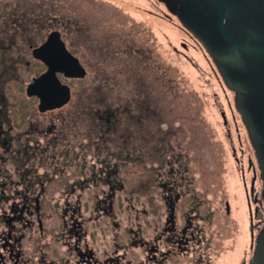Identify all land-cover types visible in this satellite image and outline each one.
Instances as JSON below:
<instances>
[{"label": "rangeland", "instance_id": "1", "mask_svg": "<svg viewBox=\"0 0 264 264\" xmlns=\"http://www.w3.org/2000/svg\"><path fill=\"white\" fill-rule=\"evenodd\" d=\"M54 29L78 51L87 76L62 77L72 88L71 101L41 113L37 98L26 94L27 85L45 68L34 59L30 45H39ZM229 100L234 106V93L224 85L203 46L158 0H0V116H7L5 125L11 116L24 117L18 129L21 138L14 134L7 152L0 146V157L8 161L0 160V169L7 168L11 178H17L13 161L19 145L24 190L32 184L38 190V179H47L49 189L63 191L83 169L85 159L88 169L98 159L102 161L98 168L107 163L114 170L118 165L117 178L126 189L133 174L137 177L143 169L150 171L153 185L161 163L167 170L172 165L177 170L178 162H169L181 155L179 160L194 168L200 198L209 197L216 181L220 200L225 190L236 191L240 184L229 140L233 137L240 148ZM128 122L136 130L146 127L153 133L166 128V149L147 163L131 166L125 150ZM241 134L249 142L244 130ZM99 146L104 150L98 153ZM147 153L136 151L142 158ZM242 231L238 253L248 246ZM233 242L237 241L228 244ZM233 255L226 247L220 262L233 260Z\"/></svg>", "mask_w": 264, "mask_h": 264}, {"label": "flooded vegetation", "instance_id": "2", "mask_svg": "<svg viewBox=\"0 0 264 264\" xmlns=\"http://www.w3.org/2000/svg\"><path fill=\"white\" fill-rule=\"evenodd\" d=\"M54 31L61 34L68 50L78 57V51L55 29L39 45H30L32 55L34 48L42 45ZM46 69L45 66L36 76ZM59 77L63 81L64 75ZM229 101L240 148L235 147L233 137L229 140L240 184L236 191L225 190L220 200L216 181L208 190L209 197L200 198L194 168L188 163L184 165L179 160L181 155L169 162H178L177 170L174 165L167 170V164L161 163L153 185H150V171L143 169L137 177L133 174L132 184L126 189L125 183L117 178L118 165L114 170L107 163L98 168L102 162L98 159L88 169L85 159L81 164L83 169L63 191L49 189L47 179H38V190L33 189L34 184L24 190L23 149L18 145L13 161L17 178L13 180L7 168L0 169V264H249L256 236L264 225L263 182L247 131ZM222 115L227 124V117ZM17 116H11L6 125L7 116H0V146L6 152L12 147L14 134L17 139L21 138L18 129L24 117ZM128 123L129 148L125 150L131 166L147 163L157 151L166 149V128L160 127L159 133L156 128L153 133L146 127L136 130ZM242 130L249 142L243 139ZM102 150L99 146L98 153ZM137 150L148 151V157L137 155ZM0 160L8 162L3 157ZM50 220L55 222L48 223ZM241 231L249 240L248 246H242L244 252L238 253L242 243L237 239ZM232 240L237 242L228 244ZM226 247L234 253V259L220 262L219 254Z\"/></svg>", "mask_w": 264, "mask_h": 264}, {"label": "water", "instance_id": "3", "mask_svg": "<svg viewBox=\"0 0 264 264\" xmlns=\"http://www.w3.org/2000/svg\"><path fill=\"white\" fill-rule=\"evenodd\" d=\"M203 46L227 89L247 131L263 182L264 199V0H158ZM33 57L47 67L27 85L41 113L72 99L66 78L83 79L87 69L66 47L58 31L34 48ZM249 264H264V225L255 239Z\"/></svg>", "mask_w": 264, "mask_h": 264}]
</instances>
